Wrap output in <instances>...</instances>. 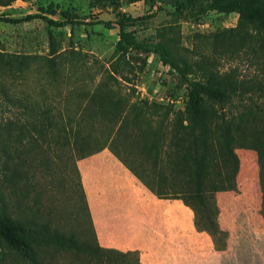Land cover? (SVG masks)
<instances>
[{"label":"rangeland","instance_id":"374dc122","mask_svg":"<svg viewBox=\"0 0 264 264\" xmlns=\"http://www.w3.org/2000/svg\"><path fill=\"white\" fill-rule=\"evenodd\" d=\"M172 3L120 2L118 10L131 16L153 12L146 21L125 27L141 48L129 47L124 52L116 48L119 36L112 22L114 10L96 0H16L0 6V17L23 18L0 21V211L20 221L44 224L76 243L94 247L78 184V153L66 123L75 116L82 97L95 91L105 71H115L117 80L108 81V85L114 84L110 86L112 92L126 97L129 103L146 100L172 103L173 107H181L185 85L173 68L163 64L154 47L184 66L188 77H200L195 63L210 55L220 57L219 71L234 68L242 78L258 71L264 58L263 32L258 33L261 40L256 42L251 27L241 23L236 13L207 11L198 21L182 20L169 14ZM26 15L36 16L27 19ZM47 19L64 22L54 25ZM237 31L243 40H238ZM226 45L233 50L231 55H219ZM215 46L217 52L213 51ZM87 125L80 130H90ZM106 126L102 120L95 129L101 132ZM112 146L120 156L133 161L127 142L117 140ZM235 152L238 159L246 160L248 169L237 172L236 191L217 195L224 196L226 209L233 212L230 217L244 222L252 216L240 212L258 206L257 166L253 150L238 148ZM40 248L37 254L42 264L134 261L132 254H90L53 244ZM0 264L26 261L11 258L0 245Z\"/></svg>","mask_w":264,"mask_h":264},{"label":"trees","instance_id":"16d2710c","mask_svg":"<svg viewBox=\"0 0 264 264\" xmlns=\"http://www.w3.org/2000/svg\"><path fill=\"white\" fill-rule=\"evenodd\" d=\"M14 1L0 0V6H8ZM96 1L114 10L112 22L117 26L119 36L116 48L120 52L129 47L141 48L124 29L146 21L153 12L131 16L118 10L120 2L136 0ZM207 11L236 13L241 23L251 27L256 42H260L258 33H264V0H173L169 14L182 20L198 21ZM34 16L26 15L24 18ZM22 19L0 17V21L8 22ZM47 22L60 25L64 21L47 19ZM236 34L240 36L239 41L245 38L238 31ZM153 50L163 64L176 71L180 82L185 85L181 107L146 100L141 104L129 103L126 97L112 92L110 86L114 84L108 85V81H116L117 78L113 69L107 70L96 92L82 97L86 100L81 104V99L75 116L67 120L68 130L72 131V143L78 153L76 159L104 147L117 157L127 159L112 146L117 140L127 142L133 161L127 160L134 165L130 168L138 180L157 197L180 199L192 211L194 228L206 232L215 249H223L227 231L218 225L215 194L236 191L237 172L248 169L246 160L238 159L235 149L255 152L259 188L257 212L264 217V58L256 73L242 78L237 76L234 68L219 71L217 59L220 57L210 55L195 63L200 77L194 78L188 77L187 69L170 59L160 48L154 47ZM213 51L217 52V46ZM219 52L221 56H229L233 50L226 45ZM102 120L107 126L98 132L95 126ZM11 124L16 126L14 122ZM84 124H88L90 130L82 132L80 129ZM92 234L94 247H89L88 243H76L56 229L48 230L44 224L20 221L10 217L5 210L0 211V245H4L11 258H21L26 264H42L37 253L45 244L87 250L90 254H95V251L132 254L134 261L131 264H141L135 251L102 248L96 243L93 230ZM108 264L114 263L110 260Z\"/></svg>","mask_w":264,"mask_h":264},{"label":"crops","instance_id":"0c3cea01","mask_svg":"<svg viewBox=\"0 0 264 264\" xmlns=\"http://www.w3.org/2000/svg\"><path fill=\"white\" fill-rule=\"evenodd\" d=\"M134 165L107 147L76 160L80 186L98 246L135 251L141 264H264V217L257 210L236 222L217 192V221L225 247L197 231L192 211L176 198L155 196L134 175ZM251 221H248V220Z\"/></svg>","mask_w":264,"mask_h":264}]
</instances>
